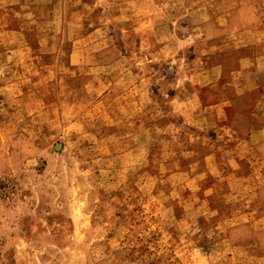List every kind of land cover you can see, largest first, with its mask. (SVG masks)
Wrapping results in <instances>:
<instances>
[{
    "label": "rangeland",
    "instance_id": "374dc122",
    "mask_svg": "<svg viewBox=\"0 0 264 264\" xmlns=\"http://www.w3.org/2000/svg\"><path fill=\"white\" fill-rule=\"evenodd\" d=\"M0 264H264V0H0Z\"/></svg>",
    "mask_w": 264,
    "mask_h": 264
}]
</instances>
